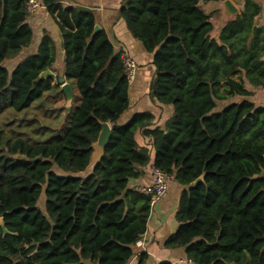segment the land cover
I'll list each match as a JSON object with an SVG mask.
<instances>
[{
	"label": "trees",
	"instance_id": "trees-1",
	"mask_svg": "<svg viewBox=\"0 0 264 264\" xmlns=\"http://www.w3.org/2000/svg\"><path fill=\"white\" fill-rule=\"evenodd\" d=\"M211 1L222 0L121 1L119 17L152 54L147 95L173 109L151 127L149 110L118 122L129 80L122 51L103 29L93 33V10L38 0L57 27L59 77L77 103L58 129L40 125L33 137L1 117L62 93L58 76L42 77L57 67L56 46L42 29L36 50L9 70L4 61L30 44L32 28L27 0H0V264H126L150 209L149 195L128 182L150 149L153 166L183 186L163 245L183 248L193 264H264V105L248 88H264V0H242L219 26L221 9L202 5ZM101 122L111 127L102 158L87 176L71 175L87 166ZM137 130L150 149L137 144ZM147 258L138 253L136 264Z\"/></svg>",
	"mask_w": 264,
	"mask_h": 264
},
{
	"label": "crops",
	"instance_id": "crops-1",
	"mask_svg": "<svg viewBox=\"0 0 264 264\" xmlns=\"http://www.w3.org/2000/svg\"><path fill=\"white\" fill-rule=\"evenodd\" d=\"M65 5H80L90 8L94 12L95 23L103 29L115 50L132 57L138 68H135V76L133 81H129V105L127 110L121 114L118 119L119 123L126 121L129 116L140 110H149L153 113V126H162L164 121L173 113L171 105L162 104L152 100L147 95L148 82L153 74L154 67L151 63L152 54L146 52L141 43L133 38L125 26L124 21L119 17V7L122 0H61ZM237 8L238 12L241 8L242 0H230ZM263 2V0H257ZM209 5L218 2H207ZM215 8L221 9V18L223 20L228 17L224 15L222 9V1ZM205 7V4L202 3ZM40 8V9H39ZM213 9L208 7L207 11ZM40 10V11H38ZM27 22L33 29H36L35 41L31 44V52H34L38 46L42 29L48 30L56 46V57L60 66L50 69L49 72L58 69L62 73L63 51L61 49L60 37L56 25L48 16L42 5H39L32 13L27 15ZM264 23V18H263ZM53 75V74H52ZM67 82V81H66ZM252 94L249 99L255 104L264 105V88H252ZM110 125V124H109ZM134 139L140 146H147L150 149L149 142L137 130ZM153 162V151L150 149V160L147 166L142 167V174L137 178H132L128 182V187L134 188L136 185H146L150 181V165ZM183 186L177 183L173 178L168 181L167 189L163 197L157 201L150 209L147 218L145 232L140 236L134 245V254L126 262L132 263L134 259L137 261V254L145 252L148 255L146 264H157L159 261L168 260L173 264H188L183 248H167L163 245L166 237L172 233L177 227L175 212L178 208V197ZM136 264V263H135Z\"/></svg>",
	"mask_w": 264,
	"mask_h": 264
},
{
	"label": "rangeland",
	"instance_id": "rangeland-1",
	"mask_svg": "<svg viewBox=\"0 0 264 264\" xmlns=\"http://www.w3.org/2000/svg\"><path fill=\"white\" fill-rule=\"evenodd\" d=\"M203 4H205V7L207 9L210 6L212 8H215V5L216 6L220 5L219 2L211 5H209L208 3H203ZM213 21L215 26H219L222 23L223 18H221L220 20L214 19ZM35 34H36V29L34 28L31 42L26 48L20 51L21 54L4 61V65L9 70H11V68L14 66V64L20 59V57L23 54L31 52L32 49L31 44L35 41ZM55 64L57 67L60 66L58 60L56 61ZM52 72L54 77L60 76L58 69ZM133 79L131 81H133ZM76 96H77V92L72 89V100L70 105L66 107L64 94L59 93L56 90H53L52 92L45 93L42 98H40L35 103H33L29 108H27L22 112L17 113L16 115H13L10 111L8 112L6 111L4 114L5 117H1V119L2 121L7 119L9 121L11 120L10 128L17 131L28 132L30 133V135H33V137H35L36 134H38V132L34 131V127H39L40 125H47L50 126L52 129H58L66 119V114L69 113V111H71L73 109V106L77 103ZM217 104L218 106H220L223 104V102L218 101ZM20 121H22L21 125L18 124L20 123ZM43 204H44V196L40 195L38 199V205L40 206L41 209L43 208ZM135 263H136V259H134V261H132V263L130 264H135Z\"/></svg>",
	"mask_w": 264,
	"mask_h": 264
},
{
	"label": "water",
	"instance_id": "water-1",
	"mask_svg": "<svg viewBox=\"0 0 264 264\" xmlns=\"http://www.w3.org/2000/svg\"><path fill=\"white\" fill-rule=\"evenodd\" d=\"M222 9L225 16L230 17L232 15H235L238 13V8L230 1V0H222ZM100 30V27L98 24H94L93 26V33ZM264 59V55H263ZM50 72L46 71L42 74V77H46L49 75ZM58 82H60V90L65 96V106L68 107L72 100V89L68 82L63 81V77H58ZM111 132V127L108 122H101V128L98 133L96 141L92 144V152L89 157V162L85 169L83 171L77 172V173H71V175L77 176V177H84L91 173L93 167L97 162L100 161L104 154V147L109 139ZM19 154L16 155V158H19ZM203 174L196 177L192 184L195 185L198 182L202 181ZM2 223V217H0V224Z\"/></svg>",
	"mask_w": 264,
	"mask_h": 264
},
{
	"label": "built area",
	"instance_id": "built-area-1",
	"mask_svg": "<svg viewBox=\"0 0 264 264\" xmlns=\"http://www.w3.org/2000/svg\"><path fill=\"white\" fill-rule=\"evenodd\" d=\"M38 0H27L28 14L32 13L37 7H39ZM122 62L126 71V75L129 81L134 78L136 63L135 60L126 55L121 54ZM172 179V176L155 168L153 164L150 165V181L146 185H136L135 190L149 195V207L151 208L157 201H159L166 192L168 181ZM188 264H193L187 259Z\"/></svg>",
	"mask_w": 264,
	"mask_h": 264
}]
</instances>
